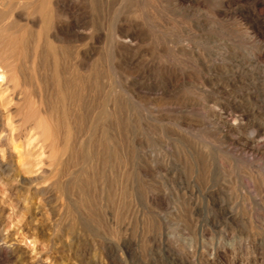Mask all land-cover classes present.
I'll list each match as a JSON object with an SVG mask.
<instances>
[{"label":"rangeland","instance_id":"rangeland-1","mask_svg":"<svg viewBox=\"0 0 264 264\" xmlns=\"http://www.w3.org/2000/svg\"><path fill=\"white\" fill-rule=\"evenodd\" d=\"M29 1L0 0V264H264V0Z\"/></svg>","mask_w":264,"mask_h":264},{"label":"bare ground","instance_id":"bare-ground-1","mask_svg":"<svg viewBox=\"0 0 264 264\" xmlns=\"http://www.w3.org/2000/svg\"><path fill=\"white\" fill-rule=\"evenodd\" d=\"M9 1H11V2H13V3H16V4H22V5H29L28 3H30L31 1H29V0H9ZM38 2H39V9L40 10H42L43 9V7H45V6H48L47 5V2H48V0H38ZM49 4V3H48ZM38 8V7H37ZM5 8H3L2 10H0V18L4 15V11L6 10V9H8V8H6L5 10H4ZM39 10V11H40ZM38 11V10H37ZM6 12H7V10H6ZM8 13H9V11H8ZM8 13H6V14H8ZM42 13V12H41ZM44 14H47V13H45L44 12ZM5 17V16H4ZM3 17V18H4ZM2 18V19H3ZM48 20V19H47ZM44 21H45V19H44ZM47 22V21H46ZM9 25V24H8ZM21 26V25H20ZM23 26V25H22ZM1 27V26H0ZM26 27V26H25ZM5 28L6 27H3V30H5ZM10 28V27H9ZM24 28V27H23ZM28 28V27H27ZM30 28V27H29ZM32 28V27H31ZM2 31V29H0V32ZM20 32H22V34L24 33L23 32V29H21L20 30ZM32 32V31H31ZM39 32V31H38ZM34 35V34H33ZM47 47H51L50 46V44H47L46 45V48ZM51 49V48H50ZM37 52V51H36ZM41 60H42V58H40ZM35 63H37V62H35ZM48 63V62H47ZM51 63V62H50ZM5 64V63H4ZM37 67V66H36ZM48 67V66H47ZM51 69V68H50ZM38 71V70H37ZM50 74V73H49ZM52 75H53V73H51ZM7 81V77H6V69H5V67H4V65L3 64H1V62H0V85H3V84H5V82ZM73 81V80H72ZM70 92V91H69ZM65 117V116H64Z\"/></svg>","mask_w":264,"mask_h":264}]
</instances>
